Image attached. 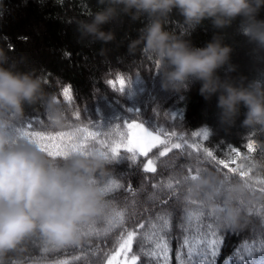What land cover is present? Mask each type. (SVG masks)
I'll use <instances>...</instances> for the list:
<instances>
[{
  "label": "trees",
  "instance_id": "16d2710c",
  "mask_svg": "<svg viewBox=\"0 0 264 264\" xmlns=\"http://www.w3.org/2000/svg\"><path fill=\"white\" fill-rule=\"evenodd\" d=\"M100 7L98 0H0V49L18 61V70L33 72L40 77L45 91L55 94L68 109L67 124L63 128L49 127L42 103L27 107L24 119L16 125L31 119L34 130L55 133L70 131L74 126L91 128L92 122H95L101 131L111 133L116 124H120V130L123 131V121L136 119L138 122L142 121L148 129L166 136L171 142H180L177 139L180 138L188 144L196 143L199 151L192 148L173 149L168 157L160 158L169 167L158 165L157 173H144L142 165L146 158L138 157L133 162L127 159L131 154L122 151L121 157L109 165V174L104 178V183L115 179L122 185L107 192V199L113 203L116 211H125L127 224L131 226L139 222L145 223L144 229H137L141 233L139 239L143 242L145 251L154 249L158 235H166L171 248L170 264H177L175 256L183 243V237L195 234L194 226H190L182 217L185 209L191 211L198 206H185L181 203L180 185L175 186L178 195L169 199L168 191L153 189L152 184L174 183L177 180V170L187 175V167L196 165L197 157L202 161L200 167L206 169V172L228 174V169L223 165L217 166L215 161L205 157L206 149L212 151L217 159H225L229 167H236L224 155L232 146L241 147V156L250 154L258 159L264 158V151L257 147L258 143L264 145V129L247 130L241 126L246 111L243 106L234 124L229 126L221 123L217 96L206 100L200 94L199 82L190 83L188 91L163 89L157 63L143 52V44H138L135 51L129 50L131 42L138 39L139 31L146 23L145 18L133 21L125 15L105 24L103 30L111 31L114 36L108 42L82 38L78 22L90 20ZM259 18L264 19V9ZM238 22L223 29L221 34L224 43L233 49L230 62L236 70L229 75L237 80L244 77V83H247L264 74V54H253L254 46L237 31ZM166 28L180 34L183 29L182 17L173 12L166 22ZM217 31L206 20L186 38L193 46L204 47ZM117 75L130 80L122 93L107 83L108 80H115ZM220 75H225L224 69L220 70ZM69 85L73 94L71 103L65 101L62 94L63 88ZM76 111L80 112L79 119L74 115ZM37 117L43 121L42 124L35 123ZM203 129L208 130V139L193 135ZM249 141L254 142L256 152L247 151ZM159 150L153 149L149 157L157 156ZM53 160L60 162L63 159L57 157ZM239 162L237 160V164ZM129 184L132 191H128ZM153 194L156 197L154 199L150 198ZM162 200L169 202L162 204ZM262 207L264 206H258L249 214L251 223L245 230L217 229L223 242L215 264H225L226 261L227 264H237L234 253L240 245L262 238L264 217L257 214ZM166 213L171 214L170 229L153 235L149 240L147 237L158 232L161 223L156 218L157 214ZM207 222L209 221L205 220ZM151 223H156L157 229H151ZM213 227L216 228V225ZM105 228L103 221L88 226L86 231L91 235L79 247L43 253L38 242L30 243L22 258L25 264H32L36 259H43L46 264H58L60 261H67L68 264H103L105 253L114 251L113 246L119 236L118 228L104 235ZM180 250L185 253L186 259L187 249ZM133 251L139 252L138 243H134ZM8 264H14V257H9ZM138 264L157 262L141 254ZM245 264H250V261L246 260Z\"/></svg>",
  "mask_w": 264,
  "mask_h": 264
},
{
  "label": "clouds",
  "instance_id": "9594fccd",
  "mask_svg": "<svg viewBox=\"0 0 264 264\" xmlns=\"http://www.w3.org/2000/svg\"><path fill=\"white\" fill-rule=\"evenodd\" d=\"M100 10L90 20L78 22L82 38L108 42L114 38L103 26L121 16L133 21L145 18L137 40L129 45L143 52L158 65L161 87L175 92L188 91L199 82L206 99L217 96L220 121L235 123L241 106L246 111L241 126L264 129V74L244 83L232 78V47L221 34L234 22L237 31L264 54V19L259 14L264 0H98ZM175 12L182 17L180 34L166 28ZM217 31L204 47L187 39L204 21ZM225 75L221 77L220 70ZM42 103L50 128H63L67 112L57 96L47 93L43 80L33 72L18 70V61L0 49V264H25L22 254L30 243L38 242L43 253L66 247H79L91 235L88 226L103 221L115 225L116 208L107 199L104 178L109 174L108 158L102 148L89 147L84 155L72 154L57 162L42 152L35 142L19 137L13 126L23 120L26 108ZM264 151V145L257 144ZM243 171L247 175L241 177ZM238 173L228 176L203 172L186 179L177 170L179 199L185 206L196 205L214 212L217 226L232 231L245 230L250 213L264 206V158L250 154L241 157ZM257 187L259 190L257 191ZM32 264H46L36 259Z\"/></svg>",
  "mask_w": 264,
  "mask_h": 264
},
{
  "label": "snow or ice",
  "instance_id": "6c2138e0",
  "mask_svg": "<svg viewBox=\"0 0 264 264\" xmlns=\"http://www.w3.org/2000/svg\"><path fill=\"white\" fill-rule=\"evenodd\" d=\"M45 82L47 83V80ZM129 82L130 80H127L123 75H117L115 80L107 81L114 90H118L120 93L124 91ZM62 94L65 101L69 103L73 101L70 85L63 88ZM74 115L79 119L80 112L76 111ZM35 123L42 124L43 121L37 117L35 118ZM123 124V131L120 130V124H116L111 133L101 131L95 122H92L91 128L88 126H74L70 131L52 133L44 130H34L33 120L29 119L21 122L19 126L14 125L13 131L19 137L27 139L30 142H35L41 151L52 159L57 157L67 159L72 154L84 155L87 153L89 147L96 145H99V148L103 149L104 154L112 162L121 157L122 151L131 154L127 159L133 162L137 161L138 157H144L146 158V161L142 165L144 173H157L158 165L159 167L168 168L169 165L165 164L160 158L168 157L169 153L173 152V149L184 150L185 148H192L199 151V146L196 143L188 144L186 140L180 138H177L180 142H171L166 136L148 129L142 121L138 122L136 119H132L129 122V120H125ZM172 135H175V133ZM193 135L196 137L203 136L205 139H208L209 132L207 129H203L201 132L193 133ZM246 147L249 153L256 152L253 141H249ZM156 148L160 149L158 155L149 157V153ZM204 155L206 158L215 161L217 166L223 165L225 169H228V174H224L226 177L234 176L238 173L239 164H237V160H240L242 157L240 146H232L230 147V151L224 154L236 167H229L225 159H217L210 150L206 149ZM201 163L202 161L197 157L196 165L187 167L188 174L186 179H196L201 173L206 172V169L200 167ZM238 174L241 177L247 175L243 171H239ZM178 185L179 181L175 180L174 183L170 181L167 184L153 183L152 188L168 191L170 194L169 199H171L172 196L178 195L175 187ZM120 187L122 185L115 179H109L105 183L106 192ZM128 191H132L131 184L128 186ZM150 198H156L155 194ZM168 202V200L161 201L162 204H167ZM257 214L264 217V207ZM115 215L117 217L115 225L111 228L103 229V233L107 235L112 229L118 228L119 236L113 246L114 251L110 254L105 253L106 258L103 264H138L141 260V254L156 260L157 264H170L171 248L169 240L166 238V235H158V233L170 229V213L157 214L156 218L161 222L158 232H153L147 238L151 240L153 235H158V240L155 242L154 249L147 252L145 251L143 242L139 239L141 233L137 231V229H144L145 223L139 222L130 226L126 222L125 211H116ZM182 219L186 220L190 226H194L195 234L183 237L180 249H187L186 259L184 258L185 253L178 249L175 256L177 264H215V259L220 253L223 237L218 235L217 229L219 227L217 226V218L214 212L199 207L191 211L185 209V215ZM205 220L209 222L205 223ZM193 222H195L194 225ZM214 224L216 228L213 227ZM150 227L151 229H157V224L151 223ZM185 231L187 232V229ZM97 235H99V232H97ZM134 243L139 244V252L133 251ZM234 255L237 258V264H245L246 260L250 261V264H264V234H262V238L254 240L252 243L245 242L240 245ZM76 259H79V257ZM58 264H68V262L60 261ZM225 264H227V261Z\"/></svg>",
  "mask_w": 264,
  "mask_h": 264
}]
</instances>
